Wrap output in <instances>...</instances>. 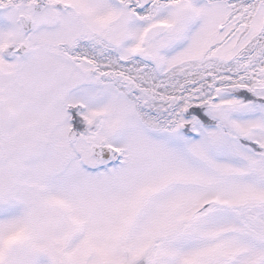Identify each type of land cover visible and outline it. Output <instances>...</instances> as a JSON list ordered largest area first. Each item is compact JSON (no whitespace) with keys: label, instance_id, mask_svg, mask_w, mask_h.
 <instances>
[{"label":"snow or ice","instance_id":"1","mask_svg":"<svg viewBox=\"0 0 264 264\" xmlns=\"http://www.w3.org/2000/svg\"><path fill=\"white\" fill-rule=\"evenodd\" d=\"M0 264H264V0H0Z\"/></svg>","mask_w":264,"mask_h":264}]
</instances>
